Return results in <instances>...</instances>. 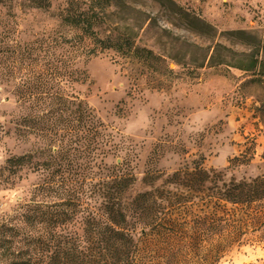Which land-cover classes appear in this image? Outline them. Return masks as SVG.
I'll return each mask as SVG.
<instances>
[{"label": "rangeland", "instance_id": "374dc122", "mask_svg": "<svg viewBox=\"0 0 264 264\" xmlns=\"http://www.w3.org/2000/svg\"><path fill=\"white\" fill-rule=\"evenodd\" d=\"M46 1L42 9L0 0V217L34 203L97 213L90 177L124 174L132 182L122 197L131 264H264V195L234 206L206 197L197 183L191 192L187 180L201 168L225 184L264 182V79L207 63L215 44L264 50V0ZM65 17L79 26L88 18L99 38L127 33L154 59L143 65L114 50L88 54L89 40ZM45 94L80 101L103 125L98 150L77 160L86 179L71 182L70 199L35 192L57 148L42 137L50 121L41 117L56 103ZM24 118L34 121L25 127ZM25 155L30 163L3 170L7 159ZM144 193L153 200L136 214L130 203ZM81 230L79 223L57 229Z\"/></svg>", "mask_w": 264, "mask_h": 264}, {"label": "trees", "instance_id": "16d2710c", "mask_svg": "<svg viewBox=\"0 0 264 264\" xmlns=\"http://www.w3.org/2000/svg\"><path fill=\"white\" fill-rule=\"evenodd\" d=\"M106 3V0H96ZM96 3V4H97ZM37 8L46 9V0H32ZM95 13H93V16ZM65 19L74 25L92 46L88 54L95 55L96 50H114L115 52L136 60L138 64L147 65L154 59L152 52L139 48L127 33H119L113 38H99L98 32H92V23L84 19L82 26L75 20ZM207 63L213 66H227L242 72H254L264 79V50L251 47L247 52L237 53L220 44L212 47ZM149 65V64H148ZM84 81V76L79 78ZM56 101L54 107H48L41 120L50 121V125L41 129L42 137L52 144L56 150H49V161L45 162L48 181L39 187L37 194L59 191L67 199L75 197L70 187L71 182L84 184L86 179L80 170L77 160L89 151H97L103 125L93 116L89 108L80 101L73 103L66 96L45 94ZM73 107V108H72ZM71 108L73 110H71ZM45 111V110H44ZM57 114L56 118L53 116ZM34 120L24 118L25 127ZM52 147H55L52 146ZM102 159L106 155L101 152ZM30 156L12 157L5 161L4 171L12 173L17 168L30 163ZM57 162V163H55ZM100 162V164H101ZM51 169V170H50ZM96 169H100L99 166ZM90 177L96 187L97 198L101 200L99 212H91L86 216L84 210L75 208L65 212L57 210V206H45L37 203L27 204L14 216L0 217V264H131L135 252L130 231L127 228V215L122 205V197L131 186V178L124 174L109 173ZM176 178L180 173H175ZM189 187L195 192V185H201L208 198L230 205L251 204L264 195V182L254 180L249 183H222L218 175L194 168L189 174ZM78 198L83 194L78 192ZM80 193V195H79ZM75 194V195H74ZM153 200V194H138L131 201V206L141 208L143 203ZM77 213L81 214L78 216ZM156 212L151 216L155 218ZM79 223L81 234L75 232H59L57 229L70 224Z\"/></svg>", "mask_w": 264, "mask_h": 264}, {"label": "crops", "instance_id": "0c3cea01", "mask_svg": "<svg viewBox=\"0 0 264 264\" xmlns=\"http://www.w3.org/2000/svg\"><path fill=\"white\" fill-rule=\"evenodd\" d=\"M258 128H259V130H261V128H260V127H258ZM259 130H257V131L255 132V135H258V134H260ZM262 136H263V139H264V135H262Z\"/></svg>", "mask_w": 264, "mask_h": 264}, {"label": "built area", "instance_id": "2783aa9c", "mask_svg": "<svg viewBox=\"0 0 264 264\" xmlns=\"http://www.w3.org/2000/svg\"><path fill=\"white\" fill-rule=\"evenodd\" d=\"M262 129V128H261ZM250 135V134H249ZM250 136H253L252 134Z\"/></svg>", "mask_w": 264, "mask_h": 264}]
</instances>
